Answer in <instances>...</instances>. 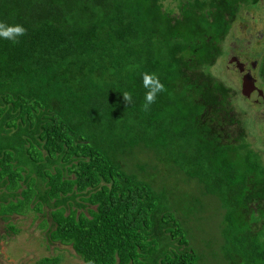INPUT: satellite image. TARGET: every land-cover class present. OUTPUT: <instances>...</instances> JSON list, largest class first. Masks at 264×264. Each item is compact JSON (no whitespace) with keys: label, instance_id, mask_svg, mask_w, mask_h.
<instances>
[{"label":"trees","instance_id":"16d2710c","mask_svg":"<svg viewBox=\"0 0 264 264\" xmlns=\"http://www.w3.org/2000/svg\"><path fill=\"white\" fill-rule=\"evenodd\" d=\"M164 2L0 0L25 30L0 38V215L34 213L84 264H264V161L213 73L234 4ZM181 181L218 207L212 258Z\"/></svg>","mask_w":264,"mask_h":264},{"label":"flooded vegetation","instance_id":"af4514ba","mask_svg":"<svg viewBox=\"0 0 264 264\" xmlns=\"http://www.w3.org/2000/svg\"><path fill=\"white\" fill-rule=\"evenodd\" d=\"M220 1L227 5L233 3L235 11L226 17L231 22L230 30L219 45L223 56L217 64L226 61L230 64L233 81L228 86L215 76L231 90L229 128L234 136L245 135L251 149L264 161V0ZM177 2L179 8V4L187 0ZM212 2L219 5L218 0ZM169 9L174 17L179 16L180 9L177 14Z\"/></svg>","mask_w":264,"mask_h":264},{"label":"rangeland","instance_id":"374dc122","mask_svg":"<svg viewBox=\"0 0 264 264\" xmlns=\"http://www.w3.org/2000/svg\"><path fill=\"white\" fill-rule=\"evenodd\" d=\"M164 4L168 9H174L176 14L179 12L177 0H166ZM213 73L228 86L233 81L232 68L227 61L218 65ZM247 143L249 144L248 140ZM179 189L183 192L180 199L183 205H187V202L196 204V209L191 216V219L199 224L198 229H195L197 242H194L196 243L194 246L212 258L222 244L218 207L210 204L212 201L210 197L204 196L203 192L201 193L203 190L198 188L195 182L187 184L181 181ZM183 210V214L191 213L187 208ZM197 219H201V222ZM41 221L42 218L37 220L34 213L26 217L24 215L10 216L8 221H4L0 215V264H39L45 258H58L59 264H84L71 247L51 244L47 231L41 226ZM11 227L15 228L14 231L10 229ZM211 240L214 244L208 243Z\"/></svg>","mask_w":264,"mask_h":264},{"label":"clouds","instance_id":"9594fccd","mask_svg":"<svg viewBox=\"0 0 264 264\" xmlns=\"http://www.w3.org/2000/svg\"><path fill=\"white\" fill-rule=\"evenodd\" d=\"M24 28L20 25L7 26L5 24H0V38L16 41L19 37L24 35ZM145 87L149 90L146 93V102L151 104L154 102L157 92L159 91V86L156 85L151 77L148 75L144 76ZM124 99L128 102L131 97L129 94L125 93L123 95Z\"/></svg>","mask_w":264,"mask_h":264}]
</instances>
